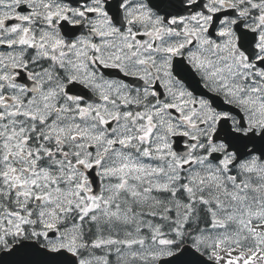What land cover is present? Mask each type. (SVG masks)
<instances>
[{
	"label": "snow or ice",
	"instance_id": "6c2138e0",
	"mask_svg": "<svg viewBox=\"0 0 264 264\" xmlns=\"http://www.w3.org/2000/svg\"><path fill=\"white\" fill-rule=\"evenodd\" d=\"M0 47V264H264V0H0Z\"/></svg>",
	"mask_w": 264,
	"mask_h": 264
},
{
	"label": "flooded vegetation",
	"instance_id": "af4514ba",
	"mask_svg": "<svg viewBox=\"0 0 264 264\" xmlns=\"http://www.w3.org/2000/svg\"><path fill=\"white\" fill-rule=\"evenodd\" d=\"M71 2L73 4H75L76 0H71ZM77 35H79L80 33H76ZM0 51H5L4 48L0 47ZM102 71L105 73V75L110 78V79H113V78H122V79H125L127 82H132V78H124L122 76L121 73H119L117 70H112V69H102ZM110 74V75H109ZM139 83V82H137ZM75 91H86L84 89H82L81 86L77 85L74 89Z\"/></svg>",
	"mask_w": 264,
	"mask_h": 264
},
{
	"label": "water",
	"instance_id": "95a60500",
	"mask_svg": "<svg viewBox=\"0 0 264 264\" xmlns=\"http://www.w3.org/2000/svg\"><path fill=\"white\" fill-rule=\"evenodd\" d=\"M201 260L203 261V264H211V262L207 261L206 257H201Z\"/></svg>",
	"mask_w": 264,
	"mask_h": 264
}]
</instances>
